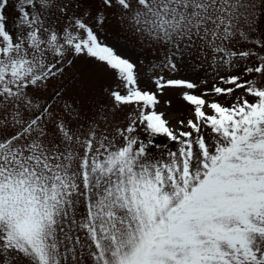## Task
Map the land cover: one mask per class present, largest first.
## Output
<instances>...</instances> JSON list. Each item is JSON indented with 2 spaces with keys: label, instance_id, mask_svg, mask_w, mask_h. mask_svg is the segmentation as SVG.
Returning a JSON list of instances; mask_svg holds the SVG:
<instances>
[{
  "label": "snow or ice",
  "instance_id": "snow-or-ice-1",
  "mask_svg": "<svg viewBox=\"0 0 264 264\" xmlns=\"http://www.w3.org/2000/svg\"><path fill=\"white\" fill-rule=\"evenodd\" d=\"M0 264H264V0H0Z\"/></svg>",
  "mask_w": 264,
  "mask_h": 264
}]
</instances>
